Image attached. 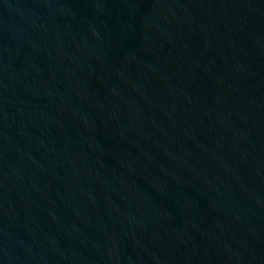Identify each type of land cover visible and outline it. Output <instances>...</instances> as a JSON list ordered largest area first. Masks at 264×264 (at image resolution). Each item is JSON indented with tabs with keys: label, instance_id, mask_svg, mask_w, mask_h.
<instances>
[{
	"label": "water",
	"instance_id": "95a60500",
	"mask_svg": "<svg viewBox=\"0 0 264 264\" xmlns=\"http://www.w3.org/2000/svg\"><path fill=\"white\" fill-rule=\"evenodd\" d=\"M0 264H264V0H0Z\"/></svg>",
	"mask_w": 264,
	"mask_h": 264
}]
</instances>
